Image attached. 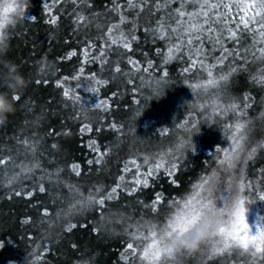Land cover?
I'll list each match as a JSON object with an SVG mask.
<instances>
[{"label":"trees","instance_id":"1","mask_svg":"<svg viewBox=\"0 0 264 264\" xmlns=\"http://www.w3.org/2000/svg\"><path fill=\"white\" fill-rule=\"evenodd\" d=\"M8 1H21L18 4L25 5L24 14L22 17L9 14L16 23L6 24L3 29L0 61L11 60L18 64L31 83L22 93L18 110L7 122L0 124V158L12 156L17 165L39 160L41 169L53 175L57 169L63 171L58 183H50L45 176L46 191L40 192L37 186L40 170H37L33 178L23 179V186L33 191V195L24 194V187L16 183V191L22 193L17 196L6 186V181L20 168L0 165V244L3 245L0 264H142L139 251L135 257L130 250L126 251L128 233L138 228L146 235L149 222L156 224L158 229L163 227L168 216L176 211L171 202L182 201L199 191L194 186L205 180L208 181L205 188L214 186V197L226 195L230 183L235 189L242 180L244 194L256 201L252 203L254 213L259 218L264 216V200H259V194L264 192V84L258 82L259 77L264 76V62L254 60L249 54L246 69L230 77L226 93H221L216 86L196 89L192 85L207 79L206 72L199 66L190 68L187 73L183 71L189 67L186 51L183 57L168 59L165 64L168 42L159 39L154 42L151 35H145L143 29L150 25L146 24L147 13H144L136 32L140 39L133 42V49L127 55H124L127 50L118 44L107 51V65L101 66L100 60L85 63L86 40L91 39L103 47L105 41L97 37L105 35L107 28L119 20L115 11H109L111 0H87L86 4L81 0L76 3L61 0L55 6L52 0ZM116 2L124 4L125 14L130 19L134 16V12L127 9L126 0ZM45 3L52 7V12L44 9ZM166 11L170 9L154 13L152 25L165 16ZM78 12L92 23L77 27ZM92 13L99 15L93 17ZM30 16L37 19H28ZM53 16L59 17L57 24L48 22ZM97 23L101 27L98 28ZM123 27L127 31L131 24ZM242 44L251 49V32L243 33ZM226 46L238 47L230 40ZM212 47L210 41L205 42L208 63H214L212 57L219 54V48L213 53ZM73 51L76 55L68 57ZM97 54L98 49H90V55ZM129 57L140 61V70L128 64ZM117 59L122 73L128 72L130 76L114 73ZM235 59L237 64L243 63L239 57ZM148 60L153 62L152 68H148ZM81 67L84 74L73 79ZM145 68L148 70L144 71ZM222 68L227 71L225 66H217L214 72L217 78ZM164 70L168 72L167 77ZM91 73L107 83L97 85L94 80L89 83ZM37 79L42 82L36 84ZM57 80L62 82L59 86ZM92 87L99 90H87ZM64 90H69L70 97L79 93L81 100L65 97ZM101 100L110 107H88ZM230 102L241 106L246 103L248 107L225 114L215 111ZM237 123L244 125L240 133L235 132ZM82 124H91L93 131L81 135ZM112 124L116 127H110ZM234 134L243 137V150L239 153V163L229 168L227 162L221 163L225 155L219 149L235 150ZM24 140L38 142L35 156L26 153L25 145L20 143ZM189 140L195 145V151L188 145L179 149L183 141ZM90 142L106 152L101 164L95 163L99 154L88 146ZM174 156L177 157L175 161ZM161 157L164 167L145 177L149 167L144 163L145 158L155 164ZM89 160L94 163L89 165ZM133 160L140 164L139 169ZM171 162L177 163L178 169H173L174 175L170 177L165 168L170 167ZM73 163L80 166V176L72 172L70 165ZM138 171L141 175L136 177ZM121 176L124 181L120 180ZM134 178H146L149 183L136 185ZM173 179L177 180L176 184L172 183ZM101 184L105 192L115 184L123 185L118 190L119 201H106L105 209L106 216L112 210L122 214L121 223L116 225L119 235L109 231L99 210L71 217L57 215L59 209L67 210L70 204L95 192L96 186ZM125 187L134 191L129 194ZM156 193L164 199L153 211L151 201ZM202 194L206 196L207 191ZM69 222L76 225L71 232L67 230ZM136 244L140 248L144 246L141 241ZM202 253L176 255L175 259L169 258L167 264H253L247 254L233 252L209 260ZM256 264H260L259 260Z\"/></svg>","mask_w":264,"mask_h":264},{"label":"snow or ice","instance_id":"2","mask_svg":"<svg viewBox=\"0 0 264 264\" xmlns=\"http://www.w3.org/2000/svg\"><path fill=\"white\" fill-rule=\"evenodd\" d=\"M76 3L77 0H72ZM83 3H87V0H81ZM61 3V0H52V6ZM112 8L109 11H115L119 20L117 23L112 24L107 28V33L97 37V40H104V46L99 47L97 43L93 42L91 39L86 40V47L83 49V54L85 58V63L89 60L95 62L100 60L101 66L108 64L107 51L114 45H122L124 50L130 52L133 49V42L140 39L136 35L139 29V20L142 14L147 13L146 24L150 26L144 27L143 31L145 35H151L153 41L156 39L167 41V56L164 63H167L168 59H178L184 56L185 51L187 52V61L189 62V67L183 69L185 73L189 72L190 68H197L199 66L207 74V79L200 83L192 85L196 89L208 86H216L220 89L221 93H226L230 81V77L233 76L239 70H245L247 67V57L250 54L254 60H259L264 62V0H126L127 9L134 12V16L129 18L125 14L124 4L117 3L116 0H111ZM177 5L173 7V5ZM23 4L17 3H6L0 6V41L3 39V29L6 24H15L16 20L10 18L9 13H15L16 17H22L24 12ZM44 9L48 12H52V7L45 3ZM161 9H170L166 11L165 16L157 19L155 25H152L153 14L158 13ZM238 14V15H237ZM98 13H92L93 17H98ZM28 19L35 21L36 16H30ZM59 20L58 16H53L48 22L50 24H57ZM75 23L77 27L83 24L87 27L92 21L86 17L83 13H77L75 17ZM130 23L131 27L125 31L124 25ZM97 27H101L97 23ZM244 32L252 33V45L251 49L245 47L242 44V35ZM232 41L238 47L230 48L226 46L227 41ZM210 41L213 45L211 51L216 52L217 47L219 48V54L214 55L212 58L214 63L207 62V50L205 49V42ZM259 45V46H258ZM91 50H97L98 54L95 56L90 55ZM160 53L161 50L157 49ZM76 55L75 51L68 53V57ZM236 57L240 58L243 63L237 64ZM231 58V59H230ZM128 64L132 66L134 70H140V61L134 60L131 57L128 58ZM148 68L153 67V62L151 60L147 61ZM217 66H225L227 71L225 72L223 68L221 69V74L219 78L214 74ZM147 71L148 69H143ZM84 68L79 69L78 75L72 77L73 79H79L80 76L84 74ZM115 74L122 73L120 67V60L115 61ZM113 75V80L116 79V75ZM124 76H130L128 72L122 73ZM168 72L164 70V76L167 77ZM91 81H95L97 85L107 83L105 80L97 78L96 73H91ZM67 79V78H65ZM255 79V77H254ZM42 81L40 79L35 80L36 84H40ZM47 83V80L43 81ZM258 82L264 84V76H260ZM57 85L59 86L62 82L57 80ZM159 83V81H157ZM79 87V85H78ZM87 88V85H85ZM91 92H97L99 89L97 87H92L87 89ZM135 90V89H134ZM159 94V93H157ZM63 95L65 97H70L69 90H64ZM115 95V93H114ZM73 100H81V96L77 93L74 97H70ZM250 98V97H249ZM22 95L15 96L17 104L22 102ZM139 103V102H138ZM90 109L110 107L105 101H99L92 105H88ZM203 107V105H201ZM241 107L247 108L248 104L238 105L235 102H230L223 109L216 108L215 111H220L221 114H225L228 111H240ZM139 111L137 115H139ZM243 115V113H241ZM110 127L115 128L116 125L112 124ZM233 127L229 125V128ZM235 132L240 133L244 125L237 123L235 124ZM93 128L91 124H82L79 128V133L83 135L85 132H92ZM135 133V129H133ZM60 135V133H55ZM242 136L233 135L232 143L235 145L234 149L220 148L219 151L224 152L225 160L221 163L227 162L229 168H235L236 164L239 163V153L243 150L241 145ZM26 147V153H31L35 156L38 150V142L24 140L21 141ZM185 145L192 148L193 151L196 147L192 142L183 141L178 147L183 149ZM95 152L99 154V158L95 161L96 164H101L106 152L101 151L99 147L96 146L95 142H90L88 145ZM52 147H55L53 145ZM183 154V152H181ZM177 157H173L175 161ZM93 160H89L88 164H93ZM132 163L137 169L140 168L135 160ZM144 163L149 165L148 171L144 174L145 177L151 176L156 169L164 167V159L161 157L158 163H151L149 158H145ZM11 164L14 168H20L19 172H14L13 176L6 181V186L15 195H21V191H16L14 184L20 183L23 186V179H31L40 170V176L38 177V190L40 192H45L46 188L44 185L45 176L50 183H58L60 178V173L63 169H57L55 175L48 172L47 170L41 169V163L39 160L34 162H29L28 164L21 163L19 165L15 164V159L12 156H4L0 158V165L7 167ZM72 172L76 176L81 175L80 166L76 163L70 165ZM173 169H178V164L175 162L170 163V167L165 168L167 174L171 177L174 175ZM125 171H131V169L125 168ZM7 175V173L5 174ZM141 174L139 171L136 173V177ZM136 185L147 186L149 181L144 178H134ZM121 181H124V177H120ZM173 184L177 183L176 179L172 180ZM208 181H202L200 185L194 187L198 188L199 191L188 195V197L182 201H172L171 205L176 208V211L171 213L163 227L158 229L157 225L149 222L147 225V234L139 232L137 228L136 232H129V242H127L126 251L131 252L132 256L135 257L137 251H139L141 262H147V264H167L169 258L175 259V254L169 253L162 245V239L164 236H171L174 232L185 231L189 219L196 216L205 208H215L221 216L224 218L225 226L221 228L217 237L210 240L205 245V250L202 253L207 256L209 260L213 257L230 255L235 252L239 255H249L252 258L253 264H256L259 260L260 264H264V226L261 224L257 225V229L254 232L248 222L247 213L249 211L250 205L256 201L250 200L248 196L244 194L245 183L241 180L235 189H233L232 184H229V190L226 195L220 197H214V186H209L205 188ZM69 187H72L71 185ZM123 187L122 184H115L111 187L110 191H104V186L97 185L95 192H90L87 197L76 200L74 203L68 206L67 210L59 209L57 215H64L66 217H71L75 214H81L86 211H96L99 210V215L102 220L106 218L105 209L107 207V202H118L119 192L118 190ZM126 192L131 194L134 189L124 188ZM79 191V189H77ZM207 191V195L202 193ZM24 194L31 197L33 191L27 190L24 187ZM83 194L81 193V196ZM163 197L160 193L155 194V198L151 201V207L153 211L157 210V205L163 202ZM259 200H264V192L259 194ZM48 210L45 208V214ZM264 220V218H262ZM76 227L75 224L71 222L67 225L68 232H71ZM131 227V226H130ZM136 241L143 242L144 246L142 248L136 244ZM209 246L211 255H209ZM0 247H3L0 244ZM87 264V262H85Z\"/></svg>","mask_w":264,"mask_h":264},{"label":"clouds","instance_id":"3","mask_svg":"<svg viewBox=\"0 0 264 264\" xmlns=\"http://www.w3.org/2000/svg\"><path fill=\"white\" fill-rule=\"evenodd\" d=\"M0 63L3 65L0 67V124H3L18 110L15 96L22 95L31 81L15 62L7 60ZM105 221L111 233L121 234L116 227L122 221V214L118 210H112ZM224 226V218L215 208H205L189 219L185 231L174 232L170 237L164 236L162 245L175 255L202 253L207 242L217 237Z\"/></svg>","mask_w":264,"mask_h":264},{"label":"rangeland","instance_id":"4","mask_svg":"<svg viewBox=\"0 0 264 264\" xmlns=\"http://www.w3.org/2000/svg\"><path fill=\"white\" fill-rule=\"evenodd\" d=\"M21 3V1H0V6H3L4 4L6 3ZM10 14V13H9ZM254 207L253 205L251 204L250 205V208H249V211L247 213V219H248V222L252 228V230L255 232L256 229H257V225L258 224H261V226H264V220H262V218H264V216L262 218H259L255 213H254Z\"/></svg>","mask_w":264,"mask_h":264}]
</instances>
